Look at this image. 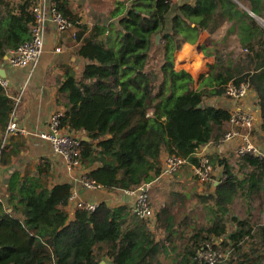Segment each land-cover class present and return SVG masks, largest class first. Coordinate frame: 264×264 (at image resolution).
I'll return each mask as SVG.
<instances>
[{"label": "trees", "instance_id": "trees-1", "mask_svg": "<svg viewBox=\"0 0 264 264\" xmlns=\"http://www.w3.org/2000/svg\"><path fill=\"white\" fill-rule=\"evenodd\" d=\"M54 1L69 18L61 0ZM239 2L264 20V0H130L117 12V21L89 30L77 50L87 61L81 77L68 75L60 85L66 109L62 126L88 137L82 139L80 155L83 167L96 165L88 177L109 189L152 182L162 172L164 150L198 164L200 147L219 143L229 119L228 109L208 105L205 97L225 93L229 82L245 81L256 91L264 131V27ZM33 4L0 0V62L31 38ZM225 21L227 34L219 38ZM204 30L211 36L200 49L217 61L196 86L189 71L175 68V53L182 42L196 43ZM86 31L81 25L77 40ZM14 104L0 83L1 153ZM210 157L224 166L226 178L213 193L174 192L157 209L162 235L132 215L128 205L101 202L94 212L78 209L69 220L64 210L71 194L68 183L40 191L24 192L23 187L22 206L8 212L0 203V264H101L104 257L111 264H163L177 251V239L187 243L173 261L198 264L197 250L214 237H222L223 246L233 242L239 251L251 238L252 250L264 253V223L250 219L253 201L264 206V155ZM237 202L246 205L243 219L236 216ZM194 211L204 223L189 236L188 228L198 221ZM229 222L235 229L228 235ZM253 261L244 253L238 264Z\"/></svg>", "mask_w": 264, "mask_h": 264}, {"label": "crops", "instance_id": "crops-1", "mask_svg": "<svg viewBox=\"0 0 264 264\" xmlns=\"http://www.w3.org/2000/svg\"><path fill=\"white\" fill-rule=\"evenodd\" d=\"M13 1L20 2L21 0ZM185 1L192 2L193 0ZM61 2L67 16L73 21V25L64 31H58L55 24L50 19L47 20L44 48L36 66L13 68L5 59L0 62V67H4L6 79L9 81V87L7 88L9 94L14 99L21 96L16 115L19 128L24 130H18L17 133L10 136L0 155V203H2L8 212H12L15 207L23 205L21 203L23 190L24 192L27 189L40 191L44 187L51 189L57 184L68 183L71 186V194L73 192L77 193L79 199L98 201L100 203L106 202L112 207L128 205L132 209L135 196L125 194L123 189L102 187L91 190L84 187L79 181L81 173H89L96 165L89 168L81 165L73 171H67L61 156L55 153L50 143L40 136L41 132L48 130L51 116L56 111L65 113L66 109L63 101H61V83L66 80L68 75H74L77 78L82 75L87 61L78 54L79 45L82 44L84 39L89 37V30L93 26H107L117 21V12L121 6L129 3L130 0H61ZM240 4L245 9H249L243 3ZM228 24L229 22L225 21L218 29L217 36L219 38L227 34ZM81 25L85 26L88 31L83 34L82 39L79 41L76 34L81 30ZM167 28L169 29V27ZM210 36L211 33L204 30L201 32L196 44L182 42L181 47L175 53V68L177 70L185 69L189 71L196 80V86L200 84L201 75H207L210 65L217 61L215 55L207 56L200 49V45L207 42ZM235 37L236 33L230 35V44H236L234 41ZM57 48L61 50L57 51ZM205 101L208 105L228 110L236 106V101L227 97L225 93L216 96L207 95ZM239 107L249 110L255 116L256 122L253 129V138L255 144L264 155V131L261 129L262 116L256 91L253 89L249 90L246 100L240 102ZM225 126L227 130L234 127L229 121ZM63 128L73 135L83 138L87 137L86 132L82 130H73L69 127ZM238 142L237 139L226 143L222 142V140L219 143L210 142L201 146L196 155L199 157L202 153H205L209 156L218 155L231 159L236 155L235 148ZM168 155L169 153L165 150L161 153V165H163ZM193 165V163L187 162L183 166L190 167L194 175ZM222 167L223 165L216 164L215 174L219 175L217 179L221 178L220 169ZM15 174L14 181L11 182ZM175 176L179 177L174 178ZM183 177L186 179L185 174H178V171H176L170 176L160 174L152 181V194L155 189L160 193L159 199L154 198L156 206L153 205L156 222H150L151 224L146 222L153 232L157 230L158 226L157 209L159 206L169 201L174 196V192L191 191L194 188L183 185ZM192 177V183L196 182L199 190L207 191L209 189V192H215L218 184L209 185L203 190L196 177ZM167 181L176 185V188L170 194V188L162 186ZM196 184L194 183L198 194L206 193L199 192ZM23 187L24 189L22 190ZM252 204V208L254 207L252 211L254 214L256 212V219L264 223V206L259 205L260 201L258 200L253 201ZM64 210L67 211L69 220L75 219L78 208L74 201L68 199ZM132 215H134L133 212ZM156 233L162 235L163 231L157 230ZM232 243L230 246H232ZM255 246L254 241L253 246L244 249L240 252L239 256L246 253L256 258V261L247 264H264V253L253 251L252 249ZM101 262L111 264V259L104 257Z\"/></svg>", "mask_w": 264, "mask_h": 264}, {"label": "built area", "instance_id": "built-area-1", "mask_svg": "<svg viewBox=\"0 0 264 264\" xmlns=\"http://www.w3.org/2000/svg\"><path fill=\"white\" fill-rule=\"evenodd\" d=\"M182 0H170L171 4L181 2ZM32 12L34 14V24L31 30V38L19 45L15 49H10L5 56L7 63L13 68H26L29 66H36L44 48L45 41V26L47 20L50 19L55 24L58 31H64L72 27V21L64 16L58 9L54 0H33ZM57 48V51H60ZM0 83L6 88L9 87V81L6 77L0 74ZM252 88L248 82H229L226 86L225 95L236 101V106L229 111V123L234 126L227 130L222 142L226 143L237 139L239 142L235 148L236 154H253L261 155L260 149L254 142L253 129L255 127V116L249 110L239 107V103L246 100L249 90ZM21 101V96L15 98L14 109L11 113L9 123L2 136L1 149L5 147L8 139L20 129L17 123V106ZM62 111H56L50 119L49 128L47 131L40 133V136L47 140L53 151L59 154L62 158L64 167L67 171H73L81 166V147L83 137L73 135L64 130L62 126ZM1 154V151H0ZM199 163L193 165L194 176L199 184H204L205 187L209 185H217L222 182L226 175L223 169L220 170L221 178L217 179L218 174H215L216 165L213 164L212 159L208 154L202 153L199 157ZM188 161L178 156L177 154H169L162 165V175L170 176L178 171ZM215 175V177H214ZM79 181L88 189L95 190L103 186L95 180L88 177L86 173H81ZM204 187V188H205ZM127 195L135 196V202L132 206V212L138 217L142 218L149 224L156 222L155 209L151 201L152 182H144L131 189H123ZM69 199L74 201L78 209H85L94 212L100 205L98 201H86L79 199L77 193L73 192ZM232 242L230 241V244ZM230 244L226 245V253L233 250ZM233 245V243H232ZM223 246L222 237H214L211 241L197 250L195 260L198 264H218L221 257V249Z\"/></svg>", "mask_w": 264, "mask_h": 264}, {"label": "rangeland", "instance_id": "rangeland-1", "mask_svg": "<svg viewBox=\"0 0 264 264\" xmlns=\"http://www.w3.org/2000/svg\"><path fill=\"white\" fill-rule=\"evenodd\" d=\"M257 20L264 27V20L262 18H259ZM243 51L245 52V50H243ZM222 169H223V167H222ZM178 174H185V176H186V179L183 177V179H184L183 182H182L183 185H185L186 187H189V188L190 187H194L195 188L194 183L196 184V182H193L192 183V179H193L192 176H194V175H193V171L191 170L190 167H188V166H182L178 170ZM178 177L179 176H175L174 178H178ZM214 177H215V175H214ZM187 178H189V179H187ZM162 186L163 187H169L170 188L169 194L174 190V188H176L175 183L172 184V183H170V181H167ZM196 186H197V184H196ZM204 187H205V185L204 184H201V189L205 190ZM197 189H198L199 192H209L208 191L209 190L208 188H207L208 190L206 189L207 191H202V190H199V186H197ZM154 198H158V199L160 198V193L158 192V190L156 191V189L153 190V194L151 195V201L153 202L152 204L154 206H156V200ZM234 209H235V212H236V216L238 218H240V219H243L247 215V213L245 211L246 205H244V204H242L240 202H237L234 205ZM198 210H199V212H201L200 209H198ZM194 212L197 215V220L198 221L195 222L192 226H190L188 228V235L189 236H191L193 234V231H194L195 228H199L200 225L202 223H204V222H201L202 221L201 215L197 211H194ZM255 214H256V212H255ZM255 214L253 213V211L251 212V215H250L251 218L250 219H251L252 223L255 224L256 222H262L261 220L256 219ZM263 222H264V220H263ZM228 228H229V230H228V235H229L232 232H234L235 223L234 222H229L228 223ZM186 243H187V240H185V239L183 241L181 239L180 240L177 239V242H176V244L178 246L177 251L176 252H173L172 255H171V257L169 259H165L163 261V264H179V261L178 260H177V262H175L173 260H175V257H176V255H178L179 252H181L182 250H184V248L186 246ZM253 244H254V240L253 239H251V238L244 239L243 240L242 251L244 249L251 248L253 246ZM225 247H226V245L222 246V248L219 249L220 252H221V257H220V261H219L218 264H238V257L240 255V252H242V251H239V250H234L233 251V250H231L229 253H226V248Z\"/></svg>", "mask_w": 264, "mask_h": 264}, {"label": "water", "instance_id": "water-1", "mask_svg": "<svg viewBox=\"0 0 264 264\" xmlns=\"http://www.w3.org/2000/svg\"><path fill=\"white\" fill-rule=\"evenodd\" d=\"M180 3V2H179ZM249 13L252 14L255 18L259 19V17H257L251 10H249ZM157 39L159 40L160 39V35L157 36ZM7 57V56H6ZM0 74L3 76V77H6V74H5V69L4 67H0ZM85 139H88L87 137ZM101 264H104L101 262Z\"/></svg>", "mask_w": 264, "mask_h": 264}]
</instances>
